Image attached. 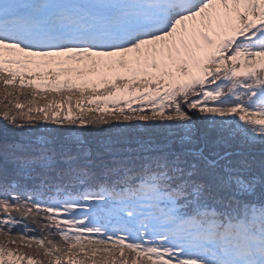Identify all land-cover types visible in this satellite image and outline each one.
I'll return each instance as SVG.
<instances>
[{
	"label": "snow or ice",
	"instance_id": "obj_1",
	"mask_svg": "<svg viewBox=\"0 0 264 264\" xmlns=\"http://www.w3.org/2000/svg\"><path fill=\"white\" fill-rule=\"evenodd\" d=\"M0 120V264H264V0H0Z\"/></svg>",
	"mask_w": 264,
	"mask_h": 264
},
{
	"label": "trees",
	"instance_id": "obj_2",
	"mask_svg": "<svg viewBox=\"0 0 264 264\" xmlns=\"http://www.w3.org/2000/svg\"><path fill=\"white\" fill-rule=\"evenodd\" d=\"M4 122L0 120V129H3ZM167 135L166 132L162 129L153 130L152 132H144L140 130H136L133 133L130 134V140L132 142L133 147H137L135 141L136 140H142V141H148L152 140L156 144H161L164 140V137ZM15 141H22L23 140V134L17 130L12 128V126H8L7 131L0 132V143L12 142ZM29 227L31 228H37V225L29 223ZM15 231V230H14ZM36 235H40L41 233L39 230L36 231Z\"/></svg>",
	"mask_w": 264,
	"mask_h": 264
}]
</instances>
